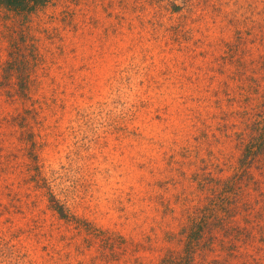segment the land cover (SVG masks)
<instances>
[{"label": "rangeland", "instance_id": "1", "mask_svg": "<svg viewBox=\"0 0 264 264\" xmlns=\"http://www.w3.org/2000/svg\"><path fill=\"white\" fill-rule=\"evenodd\" d=\"M263 125L264 0L1 8L0 264H264Z\"/></svg>", "mask_w": 264, "mask_h": 264}, {"label": "trees", "instance_id": "2", "mask_svg": "<svg viewBox=\"0 0 264 264\" xmlns=\"http://www.w3.org/2000/svg\"><path fill=\"white\" fill-rule=\"evenodd\" d=\"M48 2H50V0H0V9L30 13L35 10V8L44 6ZM253 132L254 134L252 137L256 144V149L258 150V153L263 154L262 156H264V125L256 128ZM258 157L259 158L257 159H259L264 166V157ZM59 213H61L60 210Z\"/></svg>", "mask_w": 264, "mask_h": 264}]
</instances>
